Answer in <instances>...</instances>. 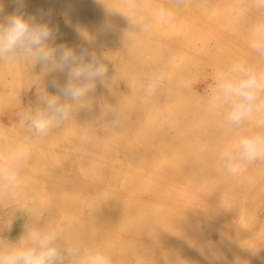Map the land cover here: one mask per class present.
Wrapping results in <instances>:
<instances>
[{
  "label": "rangeland",
  "instance_id": "obj_1",
  "mask_svg": "<svg viewBox=\"0 0 264 264\" xmlns=\"http://www.w3.org/2000/svg\"><path fill=\"white\" fill-rule=\"evenodd\" d=\"M208 1L134 0L152 25L138 32L123 14L128 0H26L25 17L56 29L51 45L108 53L110 61L86 103L43 139L20 113L39 102L41 89L64 100L50 83L63 76L39 63L0 61V147L31 148L24 198L0 197V242H18L33 223L99 247L118 264H264V162L237 175L223 168L219 154L238 137L207 94L233 61L264 68L248 47L250 27L264 14L252 0H240L231 15L225 9L234 0ZM0 6V18L17 12L14 0ZM157 67L164 91L151 95ZM107 106L123 111L120 127L107 124ZM255 127L254 120L240 134ZM82 135L91 142L81 143Z\"/></svg>",
  "mask_w": 264,
  "mask_h": 264
},
{
  "label": "clouds",
  "instance_id": "obj_2",
  "mask_svg": "<svg viewBox=\"0 0 264 264\" xmlns=\"http://www.w3.org/2000/svg\"><path fill=\"white\" fill-rule=\"evenodd\" d=\"M17 12L0 18V61L31 62L42 64L53 76L50 83L59 95H50L38 90L39 102L20 113L21 123L37 137L43 139L55 127L69 120L74 111L82 107L96 87V81L103 79L108 71V53L97 54L95 50L76 49L66 43L51 45L56 29L49 22L35 16L25 17L23 9L26 0H14ZM257 12L264 14V0H252ZM130 14H124L134 31L147 32L152 25L149 19L137 13L134 0H128ZM240 8V0H234L225 12L233 14ZM3 7L0 6V12ZM122 13V12H121ZM160 17L165 9L158 11ZM248 47L264 59V15L251 25ZM162 68L153 70L148 93L163 94L160 80ZM210 99L225 109L223 126L237 134L233 143L224 146L219 154L223 168L232 175L242 172L248 165L264 162V68L244 61H233L226 69L218 71L207 89ZM103 115L112 128L120 127L123 111L116 106H107ZM256 127L245 134L240 132L252 121ZM81 143L91 142L88 135H82ZM206 151L200 145L199 152ZM5 153H11L10 156ZM31 155V148L13 152L11 146L0 147V197L22 200L25 196L21 174ZM0 264H118L113 255L99 247H86L82 242H66L54 228H45L29 223L24 234L16 243L0 242Z\"/></svg>",
  "mask_w": 264,
  "mask_h": 264
},
{
  "label": "bare ground",
  "instance_id": "obj_3",
  "mask_svg": "<svg viewBox=\"0 0 264 264\" xmlns=\"http://www.w3.org/2000/svg\"><path fill=\"white\" fill-rule=\"evenodd\" d=\"M218 1H221V0H218ZM187 4H188V2H186ZM218 3V2H217ZM241 3V2H240ZM206 4H208V5H213V4H215L216 5V0H209ZM219 5V4H218ZM242 9V8H241ZM206 28V27H205ZM214 34V33H213ZM215 35V34H214ZM229 38V37H228ZM199 46V45H198ZM206 57V56H205ZM209 57V56H208ZM199 58V57H198ZM197 58V59H198ZM199 59H201V58H199ZM209 59V58H208ZM204 60V59H203ZM206 61H209V60H206ZM211 63H213L212 61H210ZM214 65H216V63H214ZM217 66V65H216ZM219 67H221L220 65H219ZM222 68V67H221ZM223 69H224V67H223ZM226 69V68H225ZM206 106H208V105H206ZM175 135V134H174ZM216 139V138H215ZM214 140V139H213ZM188 150H189V148H188ZM187 151V150H186ZM176 153V152H175ZM145 154V153H144ZM176 155H179V154H176ZM181 155V154H180ZM181 157V156H180ZM180 159V158H179ZM181 160V159H180ZM147 168V167H146ZM156 168V167H155ZM154 168V169H155ZM167 172V171H166ZM168 173V172H167ZM189 173V172H188ZM196 175V174H195ZM183 177V176H182ZM193 177V176H192ZM210 178H212L211 176H209ZM165 178V177H164ZM204 178V177H203ZM199 179V178H198ZM209 179V178H208ZM164 180V179H163ZM213 180V179H212ZM151 182V181H150ZM152 183V182H151ZM150 185V184H149ZM148 186V185H147ZM193 188V187H192ZM107 190V189H106ZM191 190V189H190ZM198 190V189H197ZM138 191V190H137ZM199 191H201V190H199ZM119 193H121V192H119ZM201 194V193H200ZM208 194V193H207ZM122 195V194H121ZM196 195H197V193H196ZM199 195V194H198ZM200 197H201V195H200ZM137 198V197H136ZM156 199V198H155ZM168 200V199H167ZM207 200V199H206ZM156 201V200H155ZM171 201V200H170ZM175 201V200H174ZM209 201V200H208ZM168 202V201H167ZM158 203V202H157ZM165 203H166V201H165ZM210 203V202H209ZM171 204V203H170ZM166 205V204H165ZM208 205V204H207ZM176 206V205H175ZM174 206V207H175ZM206 206V205H205ZM164 207V206H163ZM172 207V206H171ZM194 210V209H193ZM69 214V213H68ZM206 214V213H205ZM204 214V215H205ZM208 216V215H207ZM211 216V215H210ZM209 217V216H208ZM176 218V217H175ZM177 218H179V216L177 217ZM168 218H166V219H164V220H167ZM170 219H171V217H170ZM170 219H168V220H170ZM163 220V221H164ZM167 220V221H168ZM173 220V219H172ZM178 220V219H177ZM179 220H180V218H179ZM182 220H183V218H182ZM181 221V220H180ZM179 221V222H180ZM184 222V224H185V222H186V220L185 221H183ZM120 223V222H119ZM172 223V222H171ZM169 224V223H168ZM167 224V225H168ZM186 224H187V222H186ZM188 225V224H187ZM168 226H170V225H168ZM188 226H190V225H188ZM191 227V226H190ZM173 228V227H172ZM177 228V227H176ZM184 228V227H183ZM171 229V228H170ZM174 229H175V227H174ZM178 229H176V231H177ZM192 230V229H191ZM191 230H190V232H191ZM168 231V230H167ZM169 231H171V230H169ZM173 231H175V230H173ZM181 230H178V232H180ZM186 230L184 229V231H183V229H182V234H183V232L184 233H186V235H187V232H185ZM181 234V233H180ZM178 237V236H177ZM193 237V236H192ZM174 238H176V237H174ZM195 243V242H194ZM190 252V251H189ZM191 253H193V251L191 252Z\"/></svg>",
  "mask_w": 264,
  "mask_h": 264
}]
</instances>
